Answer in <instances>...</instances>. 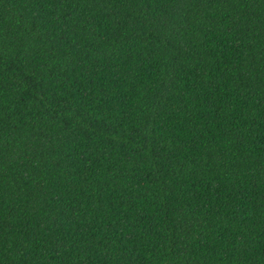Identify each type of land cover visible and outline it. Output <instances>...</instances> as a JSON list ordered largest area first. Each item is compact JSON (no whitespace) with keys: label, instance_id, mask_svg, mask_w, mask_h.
Returning <instances> with one entry per match:
<instances>
[{"label":"trees","instance_id":"obj_1","mask_svg":"<svg viewBox=\"0 0 264 264\" xmlns=\"http://www.w3.org/2000/svg\"><path fill=\"white\" fill-rule=\"evenodd\" d=\"M0 264H264V0H0Z\"/></svg>","mask_w":264,"mask_h":264}]
</instances>
